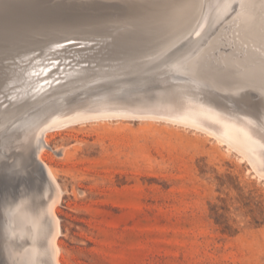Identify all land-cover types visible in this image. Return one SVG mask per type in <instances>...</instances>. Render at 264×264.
<instances>
[{
  "label": "rangeland",
  "instance_id": "obj_1",
  "mask_svg": "<svg viewBox=\"0 0 264 264\" xmlns=\"http://www.w3.org/2000/svg\"><path fill=\"white\" fill-rule=\"evenodd\" d=\"M117 2L2 0L0 39L55 32L88 18L105 29L120 20ZM192 15L193 8L176 28L177 35L185 34ZM218 22L203 45L225 26L224 20ZM98 41L77 40L70 43L76 47H68L105 55L109 47ZM221 43L199 59L219 67L222 54L241 57L258 42L252 37L246 45ZM70 55L65 60L73 63ZM3 100L0 106H7ZM227 101L235 102L231 95ZM183 126L158 119H103L72 124L46 136L42 158L61 190L55 209L61 264H264V178L257 177L235 150ZM11 162L0 166V198L15 197L21 184L37 191L43 186V198L50 193L35 172L27 173L30 177L10 175ZM25 166L23 170L30 172L31 166ZM44 226L41 237L49 230ZM2 256L0 264H7Z\"/></svg>",
  "mask_w": 264,
  "mask_h": 264
},
{
  "label": "bare ground",
  "instance_id": "obj_2",
  "mask_svg": "<svg viewBox=\"0 0 264 264\" xmlns=\"http://www.w3.org/2000/svg\"><path fill=\"white\" fill-rule=\"evenodd\" d=\"M192 8L185 34L180 33L190 37L187 72L191 80H172L166 64L148 65L152 56L124 59L109 48L103 55L93 49L69 50L71 44L60 46L53 40L32 57L23 52L18 61L0 63V100L8 101L7 106H0V166L14 160L28 169L30 161L37 164L38 158L50 183L42 212L49 230L44 226L48 232L41 237L43 228L40 233L45 264H61L60 222L55 213L61 190L51 166L42 158L51 131L79 122L118 118L179 123L235 150L257 177L264 178V0H194ZM219 20H224L225 26L217 28L203 45ZM252 37L257 38L255 49L248 47L236 58L222 54L216 62L219 67H209L205 59H199L221 42L246 45ZM69 53L75 57L73 63L65 60ZM229 95L235 100L232 104L226 100Z\"/></svg>",
  "mask_w": 264,
  "mask_h": 264
},
{
  "label": "water",
  "instance_id": "obj_3",
  "mask_svg": "<svg viewBox=\"0 0 264 264\" xmlns=\"http://www.w3.org/2000/svg\"><path fill=\"white\" fill-rule=\"evenodd\" d=\"M193 1L118 0L116 4L120 11V20L105 29H101L98 26L100 24L94 19L88 18L78 22L75 27H64L55 32L40 30L17 38L0 39V63L18 61L17 58L23 52H29L28 57H32L51 40L58 41L60 46H68L77 40H84L85 43L99 40L105 42L111 51L124 59L143 60L152 56L153 60L148 65L166 64L170 78L174 81L191 80L186 72L190 37L178 36L175 31L180 22L186 20ZM175 7L177 9L170 10ZM164 13H167L168 17H162ZM116 42H122L123 46L117 47ZM178 45L182 46V52L178 50ZM36 160L37 164L30 161V173L35 172L34 174L44 181L46 187H50L41 161L38 158ZM13 164H18V161L15 163L13 160ZM0 255H3L2 251Z\"/></svg>",
  "mask_w": 264,
  "mask_h": 264
},
{
  "label": "clouds",
  "instance_id": "obj_4",
  "mask_svg": "<svg viewBox=\"0 0 264 264\" xmlns=\"http://www.w3.org/2000/svg\"><path fill=\"white\" fill-rule=\"evenodd\" d=\"M10 175L25 176L23 164L13 165ZM43 191L30 190L21 184L18 194L0 198V251L7 264H45L40 233L46 216Z\"/></svg>",
  "mask_w": 264,
  "mask_h": 264
}]
</instances>
